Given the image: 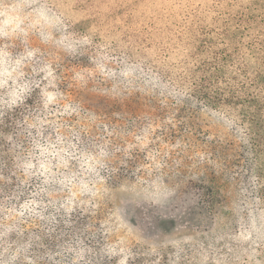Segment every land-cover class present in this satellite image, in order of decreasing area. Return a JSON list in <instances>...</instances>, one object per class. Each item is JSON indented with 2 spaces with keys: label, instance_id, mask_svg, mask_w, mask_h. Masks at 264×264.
I'll use <instances>...</instances> for the list:
<instances>
[{
  "label": "trees",
  "instance_id": "1",
  "mask_svg": "<svg viewBox=\"0 0 264 264\" xmlns=\"http://www.w3.org/2000/svg\"><path fill=\"white\" fill-rule=\"evenodd\" d=\"M155 193L200 259L119 235ZM0 264H264V0H0Z\"/></svg>",
  "mask_w": 264,
  "mask_h": 264
},
{
  "label": "rangeland",
  "instance_id": "2",
  "mask_svg": "<svg viewBox=\"0 0 264 264\" xmlns=\"http://www.w3.org/2000/svg\"><path fill=\"white\" fill-rule=\"evenodd\" d=\"M151 198L156 202L118 195L115 206L119 235L144 248L146 261L151 255L161 263L170 255L185 263L200 259L199 252L207 249L209 244L204 233L192 228L191 199H167L160 193Z\"/></svg>",
  "mask_w": 264,
  "mask_h": 264
}]
</instances>
